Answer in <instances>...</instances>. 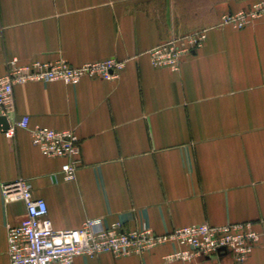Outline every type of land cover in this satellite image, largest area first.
Masks as SVG:
<instances>
[{
  "label": "crops",
  "instance_id": "crops-1",
  "mask_svg": "<svg viewBox=\"0 0 264 264\" xmlns=\"http://www.w3.org/2000/svg\"><path fill=\"white\" fill-rule=\"evenodd\" d=\"M263 0H0V78L22 65L65 60L73 66L117 59L114 81L31 82L14 88L12 123L73 130L83 166L64 182L65 159L46 158L18 129L0 126V264H10L8 230L26 217L6 205L4 184L30 182L57 231L87 219L156 234L199 224L252 223L260 241L244 264H264V19L243 29L222 17ZM207 30L203 47L178 71L155 68L149 52ZM165 244L144 255L75 264H182ZM221 264H236L224 256Z\"/></svg>",
  "mask_w": 264,
  "mask_h": 264
},
{
  "label": "built area",
  "instance_id": "built-area-1",
  "mask_svg": "<svg viewBox=\"0 0 264 264\" xmlns=\"http://www.w3.org/2000/svg\"><path fill=\"white\" fill-rule=\"evenodd\" d=\"M264 19V0L247 9L222 17V25L243 29L257 20ZM207 39V30H199L174 37L150 52L155 68L178 71L184 57L201 49ZM124 62L107 59L100 62L73 66L65 60L54 63L20 64L14 59L8 64L7 73L0 78V117H5L9 129L4 131L14 138L18 129L30 133L32 145L46 158L65 159L54 179L60 174L64 182L76 180L83 166L81 141L73 130H54L47 127H30L29 117L12 123L15 112L14 88L31 82H61L71 85L84 79L116 80L124 69ZM3 201L6 205L22 202L26 217L8 230L10 264H75L79 256L95 259L102 254L115 258L144 255L161 245L173 243L178 249L168 255L167 262L182 264H221L229 256L236 264H244L260 241L252 223H234L223 226L192 225L174 230L170 234H156L147 225L126 230L122 223L114 222L96 231L97 221L87 219L75 230L57 231L48 217L44 199L33 195L30 182L18 179L4 184Z\"/></svg>",
  "mask_w": 264,
  "mask_h": 264
},
{
  "label": "water",
  "instance_id": "water-1",
  "mask_svg": "<svg viewBox=\"0 0 264 264\" xmlns=\"http://www.w3.org/2000/svg\"><path fill=\"white\" fill-rule=\"evenodd\" d=\"M0 126L2 127V129H3L4 131H6V130L9 129V123H8L7 118H5V117H0Z\"/></svg>",
  "mask_w": 264,
  "mask_h": 264
},
{
  "label": "rangeland",
  "instance_id": "rangeland-1",
  "mask_svg": "<svg viewBox=\"0 0 264 264\" xmlns=\"http://www.w3.org/2000/svg\"><path fill=\"white\" fill-rule=\"evenodd\" d=\"M255 3H257V2H255ZM255 3H254V4H255ZM261 20H262V19H261Z\"/></svg>",
  "mask_w": 264,
  "mask_h": 264
}]
</instances>
